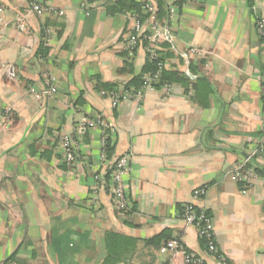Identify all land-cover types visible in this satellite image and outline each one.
Listing matches in <instances>:
<instances>
[{
  "label": "crops",
  "instance_id": "crops-1",
  "mask_svg": "<svg viewBox=\"0 0 264 264\" xmlns=\"http://www.w3.org/2000/svg\"><path fill=\"white\" fill-rule=\"evenodd\" d=\"M87 1L84 12L80 0H0V264L12 255L19 264H101L110 230L136 239L168 230L204 264H221L177 216L186 203L211 217L226 264H264V175L243 191L233 174L264 128V46L255 26L264 0H162L158 50L183 77L167 96L153 88L117 106L108 94L141 72L146 53L143 44L131 57L123 50L131 13ZM33 2L62 14H35ZM47 79L56 92L37 98ZM97 80L109 85L107 95ZM90 114L108 123L112 156L102 165L98 128L85 127L79 157L66 165L60 137ZM125 154L132 205L119 212L109 173ZM250 166L264 171V153ZM169 263L160 250L157 264Z\"/></svg>",
  "mask_w": 264,
  "mask_h": 264
},
{
  "label": "built area",
  "instance_id": "built-area-1",
  "mask_svg": "<svg viewBox=\"0 0 264 264\" xmlns=\"http://www.w3.org/2000/svg\"><path fill=\"white\" fill-rule=\"evenodd\" d=\"M142 3V17L137 14L131 13V17L134 19V27L132 33H130L125 41L123 42V50L128 56H133L137 47H139L143 42V49L146 55L150 59L159 58L158 50V39L163 35L162 27L157 19V5L154 0H140ZM258 0H253V5ZM89 2L87 0H80V6L84 12L89 9ZM3 4L0 2V12L2 11ZM31 10L38 15H41L43 12H53L58 15L62 14V11H58L50 7L45 3H35L33 2L30 5ZM170 11H173L170 9ZM142 19L146 20V24L142 22ZM1 20V17H0ZM255 26L257 34L261 39V43L264 46V15L256 16ZM46 42L49 44L50 40L53 37V31L51 29L46 30ZM168 65L164 61H158L156 64L155 71L151 73L144 74L142 78V84L134 89L129 87L128 89H122V92H106L101 90L102 95H107L111 99L112 106H117L123 101L137 100L140 101L143 98L144 92L148 89H153L152 82L156 81L162 72L163 69L167 68ZM9 76H13L12 71L7 69ZM173 84L165 82L161 84L158 90L162 91L164 95H169L172 92ZM55 85L47 79L45 82V87L41 90L40 93L36 95L37 98L41 96H48L56 92ZM8 111V109H7ZM93 114L87 115L84 121L80 126L76 127L73 134H65L60 137V146L62 153V160L66 165H72L79 157V150L81 146V135L84 133V128L96 127L99 131V141L101 146L100 151V160L103 163H106L108 160L105 146L108 134H112V131L108 123L100 115L93 116ZM264 153V128L262 134L259 136L258 140L255 142L254 148L250 153L245 155L244 158L235 163L233 174L240 184V188L245 191L253 182L260 177L254 168L250 166L252 159L257 154ZM129 155L125 154L120 156L114 162L113 168L109 173V193L112 199V204L114 208L119 212L128 211L132 205L131 196L124 185L123 174L129 169ZM109 163V162H108ZM264 180V179H263ZM94 186L91 190L93 195L97 192V183L99 181V176L94 175L93 178ZM205 187H199L194 191V198H199L204 195ZM95 198V197H94ZM96 200V198H95ZM94 200V201H95ZM194 204L186 203L183 206V209L177 215L185 224L194 226L197 238L199 241H204L206 248L205 253L214 256L221 264H226L224 257L219 253L215 240L214 232L212 226V219L206 213L204 209L198 208L199 211H194ZM161 251H168L170 253V263L169 264H204V258L198 252L189 249L183 242L179 239L169 240L164 244ZM8 264H18L15 261H10Z\"/></svg>",
  "mask_w": 264,
  "mask_h": 264
},
{
  "label": "trees",
  "instance_id": "trees-1",
  "mask_svg": "<svg viewBox=\"0 0 264 264\" xmlns=\"http://www.w3.org/2000/svg\"><path fill=\"white\" fill-rule=\"evenodd\" d=\"M249 2L250 5H253V0H249ZM105 3L106 4L109 3L108 6L112 7L113 10H115L116 12L120 11V12L134 13L140 17L143 16L142 3L140 0H108V2ZM156 5L158 8H161V6L163 5L162 0H156ZM146 57L147 60L141 72L138 73L136 76H134L131 79V81L126 83L123 89H128L129 87H133L134 89L138 88L142 84V78L144 74L146 73L152 74L156 69L157 62L165 60V56L162 52H159V58L156 59H150L147 55ZM182 77L183 76L180 72H177L176 70L170 68H165L160 73L158 79L152 82V87L158 89L160 85L164 84L165 82L167 83L180 82V79ZM97 84L99 85L101 90H107V86L109 87L108 84H99L98 80H97ZM114 92L120 93L122 92V90L116 89L114 90ZM111 135L112 134H108L106 140V146H105V151L108 158L112 156V152H113V142ZM256 172L260 175H264V171H262L261 169L256 170ZM106 178L108 179V174L106 175ZM183 206H184L183 204L177 205L178 208L177 215H179V213L183 209ZM193 209L196 212L199 211L197 207H193ZM104 238H105L104 240H105L106 253L101 264H117V263L127 264L130 263L131 261L137 262V264H157V255L161 247L164 244H166L169 240L173 239L171 235L168 233V230L162 231L161 233L153 235L146 239L125 237L114 230H110L105 233ZM200 244L204 249L206 248L204 241H200ZM139 253H141V255H139ZM142 254L145 255V259L143 258ZM134 259H136L137 261H134ZM10 261H15L18 263V261L15 260L13 255L8 258L7 264Z\"/></svg>",
  "mask_w": 264,
  "mask_h": 264
}]
</instances>
